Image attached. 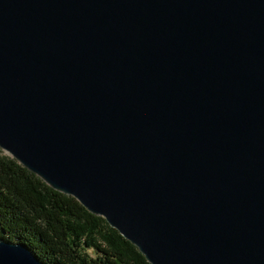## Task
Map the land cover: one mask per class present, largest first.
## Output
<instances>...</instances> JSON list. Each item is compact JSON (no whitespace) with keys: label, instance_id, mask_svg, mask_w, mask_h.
Here are the masks:
<instances>
[{"label":"water","instance_id":"95a60500","mask_svg":"<svg viewBox=\"0 0 264 264\" xmlns=\"http://www.w3.org/2000/svg\"><path fill=\"white\" fill-rule=\"evenodd\" d=\"M0 149L150 264H264V0H0Z\"/></svg>","mask_w":264,"mask_h":264},{"label":"trees","instance_id":"16d2710c","mask_svg":"<svg viewBox=\"0 0 264 264\" xmlns=\"http://www.w3.org/2000/svg\"><path fill=\"white\" fill-rule=\"evenodd\" d=\"M0 238L23 243L43 264H150L103 217L1 149Z\"/></svg>","mask_w":264,"mask_h":264},{"label":"rangeland","instance_id":"374dc122","mask_svg":"<svg viewBox=\"0 0 264 264\" xmlns=\"http://www.w3.org/2000/svg\"><path fill=\"white\" fill-rule=\"evenodd\" d=\"M5 154H7L5 151H3Z\"/></svg>","mask_w":264,"mask_h":264}]
</instances>
